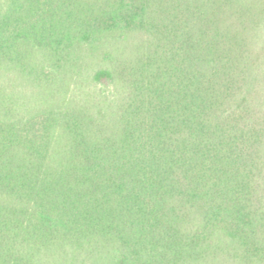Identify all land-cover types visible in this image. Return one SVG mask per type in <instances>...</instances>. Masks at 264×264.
<instances>
[{"label": "trees", "instance_id": "16d2710c", "mask_svg": "<svg viewBox=\"0 0 264 264\" xmlns=\"http://www.w3.org/2000/svg\"><path fill=\"white\" fill-rule=\"evenodd\" d=\"M0 264H264V0H0Z\"/></svg>", "mask_w": 264, "mask_h": 264}]
</instances>
